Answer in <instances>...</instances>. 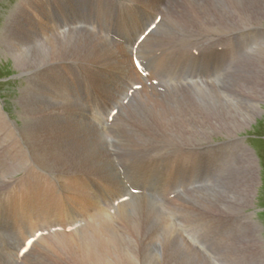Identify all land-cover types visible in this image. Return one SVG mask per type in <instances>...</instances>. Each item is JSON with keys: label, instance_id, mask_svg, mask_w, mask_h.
Returning <instances> with one entry per match:
<instances>
[{"label": "rangeland", "instance_id": "374dc122", "mask_svg": "<svg viewBox=\"0 0 264 264\" xmlns=\"http://www.w3.org/2000/svg\"><path fill=\"white\" fill-rule=\"evenodd\" d=\"M19 1L0 0V106L21 129L19 131L29 126V121L34 116L39 118L42 128L50 136L52 132L69 123L68 131L57 141L73 139L80 144L84 159L102 175L101 179L91 177L93 182L90 190L96 194L105 192L106 187L114 192L123 186L126 188L119 180L117 170L122 166L124 169L129 168L130 164H136L138 169L150 166L159 170L161 179L166 178L168 181L171 179V170L177 169V172L186 175L185 179L182 178L184 180L177 183L178 188L173 192L156 191L150 194L151 199L141 197L136 191L122 189L117 194L121 195L120 199L123 198L124 213L118 216V210L110 208L102 222L114 226V222L122 219L125 221L123 224L130 228L132 219L127 217L129 212L138 215L142 211L141 215L145 218L148 214L154 222V240H159L162 248L168 251L167 255H172V260L164 264H264V33L257 29L246 30L264 26V8H257L252 14H233L236 21L233 27L225 19V14L220 15L217 10L204 8V5L208 6L213 2L227 7L229 0H200L203 5L194 7L195 11L191 10V13L199 15L203 20L187 23V29L174 27L171 15H164L159 29H153V33L145 37V45L140 46L141 51L164 46L169 49L200 52L212 57L215 65L200 73L185 76L186 79L179 80L183 81L179 83L172 76L166 77L168 73L163 65L150 62L154 61L151 54L139 52L137 54L149 67V80H160L170 83V86H166L164 92L135 90L129 98L127 89L134 82L142 81L132 68L129 49L127 48V57L122 52L123 55L115 60L118 62L116 67L95 65L97 74L95 78H91L80 69L79 64L82 61L75 60L80 42L73 40L90 34V30L96 29L95 27L99 28V31L96 30L102 35L106 28L105 31L116 39L133 38L147 21L138 15L144 14L148 19L149 10L132 3L135 0H34L32 11H23L16 18L13 9ZM259 1L264 7V0ZM87 4L88 9L85 8ZM130 4H136L134 11L130 10L131 6L127 10L131 14L113 10ZM107 8L120 13L133 30L124 29L126 22H113ZM174 9L172 7L171 12ZM186 17L183 15L181 19ZM44 29L51 33L43 32ZM55 33L68 34L62 43L74 45L72 59L64 64L59 76H49L43 82L40 77L43 69L36 71L44 67L43 64L32 65L28 53L35 46H39L36 44L48 41ZM104 36L109 37L106 34ZM26 37L29 43L24 39ZM253 39V48L248 47V42ZM17 53L22 55L19 63L14 59ZM39 56V60L35 61H44ZM125 59L132 70V76L121 73ZM140 70H144L143 67ZM85 78H88L92 89L84 91ZM204 82L209 88L200 94L203 101H195L194 95L180 92L194 85L196 89ZM43 83L46 84L44 88ZM90 90L93 96L89 93ZM145 94H158L159 97L157 101L149 103L143 101ZM160 96L174 97L162 100ZM143 102H146L145 106ZM205 104L226 107L230 113H218L214 108L208 112ZM59 105H66L68 108V113L62 118L58 117L56 111ZM256 107L258 109L255 112ZM250 115L252 118L245 122ZM140 118L145 120L150 130L140 125ZM194 123L201 130L217 123L235 125V128H224L223 131L209 129L201 133ZM9 124L10 120L1 114L0 221H4V225L0 224L1 230L10 225L11 218L15 215L24 216L25 213L26 217L29 213L34 214L31 215L32 219L36 217L46 220L53 209L62 203L67 191L65 187L71 184H88L87 180L70 182L65 178H53V173L58 172L57 163L42 155H36L35 152L32 154L29 131L21 134L16 130L11 132L6 127ZM187 125L189 128L181 130ZM155 129L162 135L160 149H156L152 141L155 137L152 131ZM190 130L197 134H188ZM163 134H170L169 138ZM236 137L239 140L234 139ZM17 145L19 146L16 147ZM160 156L165 159L160 164L148 165L146 161H142ZM125 172L133 179L129 170L126 169ZM114 173L120 186L114 183V187L108 186L112 184L110 178ZM89 205L87 203L84 206ZM75 206L71 219L79 211L78 203ZM78 221L81 224L74 227L73 224ZM78 221L67 224V227L74 228V233L82 232L83 226L87 224V219L80 217ZM15 225L19 229L26 227L24 224ZM42 227H55L58 230L60 226L47 222ZM4 234L7 233H0V264H26L22 258L32 259L34 263L39 260L38 255L32 251L41 237L47 234L33 240L30 249L22 258L18 238ZM124 239L127 241V234Z\"/></svg>", "mask_w": 264, "mask_h": 264}, {"label": "bare ground", "instance_id": "6f19581e", "mask_svg": "<svg viewBox=\"0 0 264 264\" xmlns=\"http://www.w3.org/2000/svg\"><path fill=\"white\" fill-rule=\"evenodd\" d=\"M33 1L34 0H20L13 9V15L17 18L19 17V15L22 14L23 11H26V12H28L29 10L32 11L31 7H32ZM132 3H136L139 6L149 10L148 19H146V16L144 14L138 15L147 21L142 28L140 27V29H138L137 34H135L133 38L127 39V38L121 37L119 39H116L112 34L106 32L105 31L106 28H105L103 34L108 35L109 36L108 37L109 39H108L106 36L98 33L99 28L95 27L98 31L96 29H91L90 34H86L81 38L73 40V41L80 42L78 51L76 53L75 60H77L78 62L82 61V63L79 64V67L83 72L88 74L91 78H95L97 74L94 70L95 65L105 64V65L116 67L118 65V62L115 60H117L119 56H122L123 53H124V56L127 57V48H128L129 49L128 56L130 55V62H131L132 68L135 70L136 74L140 77V79H142V81L140 82L138 81L134 82L135 84H132L130 88L127 89L126 94L130 98L132 96V93L135 90L143 89L146 92H150L151 90H155L157 92H164L165 87L170 86V83H163L160 80H153L152 78L151 80H149V78L151 77L149 67L145 64L144 59L141 56H139V54H137L139 52L144 53V54H151L152 56L151 59L153 58L154 61L151 60L150 62L163 65L167 69L168 74L166 75V77L171 78L172 76L175 79H178V81L186 79L185 76L197 74V73L204 71L205 69L213 68V66L215 65L213 58L205 53L194 52V51L188 52V51H183L179 49H169L164 46L158 49H154V50L152 49H147L146 51L140 50V46L145 45V41H146L145 37L151 35L153 33L152 32L153 29L155 28L159 29V25L162 23L161 20L162 18L164 19V15H171L170 19L174 27H182L186 29H187V23L202 21L203 20L202 17H200L197 14L191 13V10L195 11L193 10L194 7H199L203 5L202 3H200V0H196V1H191V0H135ZM131 4L128 6H122V8L120 9L114 8L113 10H116L120 13L131 14L127 11L130 8ZM136 4H133L131 6L130 8L131 11L135 10ZM162 6L164 7V9ZM172 7L175 9L171 12ZM85 8L88 9L89 5L88 4L85 5ZM204 8H211V9L217 10V12L220 15L225 14V19H227L230 27H233L236 24V21L233 18V14L235 13L252 14V12L256 10L257 8H264V7L262 6L259 0H229L227 7H221L213 2L208 6L204 5ZM113 10L111 9L106 10L108 15L111 17L112 21L115 23H121V24H124L126 22L127 25H124V29L127 31L128 29L133 30V27L129 24L128 20L125 19L122 15H120V13L115 12ZM262 11L264 13V10ZM183 15L187 16L186 19H181ZM136 23L138 26H141L137 21ZM251 29L253 30L257 29L259 32L264 33V26L257 27V28H247L246 30L249 31ZM43 32L51 33L50 31H47L46 29H44ZM43 32L42 34L44 35ZM38 33H41V31ZM225 34H227L226 31H225ZM67 35L68 34L55 33L52 36V38H48V41H44V43L36 44L39 46L38 47L35 46L36 48L34 47L28 53L29 55L28 57L30 58L32 65L39 66L43 64L44 67L36 69V71L43 69L41 73L42 75L40 76L43 78V82L44 81L46 82V79L49 76H54V77L59 76V74L63 71L62 67L64 66V64H67L72 59L74 45L72 43H65V44L62 43L63 40L66 39ZM24 39L29 43L28 41L29 39L27 37ZM112 40L115 41L116 43H114ZM166 42H168V39H166ZM30 43H32V40ZM254 43H255V39H253L252 42H248V45H249L248 47L253 48ZM14 47L13 48L11 47V48L14 49ZM262 49L264 51V45H262ZM150 50L152 51L149 52ZM39 55H41L44 58V61L42 62L35 61L36 59L40 57ZM21 56L22 55L18 53L14 55V59L16 60L17 63L20 62ZM26 61L27 60H25V62ZM142 67L144 70H140ZM171 68L173 70H171ZM120 70L122 74H128L129 76H132V70L126 59H125L124 65H122ZM83 82H85L84 91L89 88L92 89V85L89 82L88 78H85ZM182 82L183 81H179V83H182ZM263 83H264V80H263ZM45 85L46 84L43 83L42 87L44 88ZM195 86L196 85H194L192 88L183 89L180 92L189 93L192 96L194 95L195 101H198V100L203 101L202 100L203 97L200 94L205 93L204 90L208 89L209 86L205 82L202 84V86L197 87L196 89H195ZM58 89H60V87ZM89 93H92V91L90 90ZM93 95L94 94L92 93V96ZM158 97H159L158 94L156 95L145 94V96L143 97V101L152 103V102L157 101ZM172 97L160 96L162 100L172 98ZM92 98H89V99H92ZM146 102H143L144 106L146 105ZM189 102H191V100H189ZM111 107L112 105L108 108L110 109ZM205 107H207L208 112L212 108H214L215 111L218 113L222 111L230 113L228 108L224 107L226 109L225 110L220 105L212 104V105L207 106L205 104ZM200 109H202V106L200 107ZM257 109L258 108L256 107L255 112L257 111ZM56 111H57L58 117L62 118L63 115H66L68 113V108L66 107V105H59ZM108 111L106 112L105 115H107ZM21 112H23V110ZM1 114H3L7 119L10 120V124L6 126L8 128L7 130L10 129L11 132L12 130H16L17 133H20V134L23 131L25 132L29 131V134L31 135L30 145L32 146V149H31L32 154H34L35 152L36 155H40V156L42 155L47 160H52L57 163L58 172L53 173L54 174L52 176L53 178L57 177L55 178L56 180H58V178L59 179L65 178L69 180L70 182H73L74 180H78L81 182L82 180H87V183H88L87 185H85V183H83L82 185L79 183H78L79 185L71 184L68 187H65L67 191L64 193V197L62 198V203L60 204V206H57V207L55 206L56 208L53 209V211L50 213V217L47 218L46 220H39V219H36V217L32 219L31 215H34V214H29V213H27L25 217V213L23 212L24 216L18 215L16 217L15 215L16 218L15 217L11 218L12 221L10 225L9 224L7 225L6 229H3V230L0 229L1 235L2 233H7L4 235L13 236V237L18 238V241H19L18 248L21 254L20 255L21 258L23 254L27 250L30 249L31 244H28L29 240L33 241L40 235H45L53 231L50 234L42 236L41 239L35 245L34 250L32 251L33 254L38 255L39 260H37L34 263L32 259L28 260L26 258H22V260L26 264H164L165 262L172 260L171 258L172 255H167L168 251L166 252L165 248L164 247L162 248L161 243H159V240L158 241L154 240V237L152 235L154 222L150 220V217L148 214H147V218H145L144 215H141L142 211L138 213V215L137 213L133 214L132 212H129L127 214V217L129 219H132L129 223L130 228L127 227L125 223L123 224V222L125 221L122 219H120V221L114 222L115 224V225L113 224L114 226H110L108 224H104L102 222V218H105V215L108 213V210L110 208L111 209L116 208V210H118L116 213L118 214V216L124 213V209L122 210L123 198L120 199L121 195L117 194L121 192L122 189L136 191L137 193L142 195L141 197L148 199L150 198V194L152 195L156 191L168 190L169 192L170 191L173 192V190L178 188L176 186L177 183L185 179L186 177L185 173L180 174V172L176 171L177 169L171 170V173L169 174V176H171L170 177L171 179L168 181L166 178L161 179V176L159 175L160 174L159 170L158 172L157 170H154L150 166H146V167L138 169L137 168L138 166L136 164H133V165L130 164L128 165L129 168L124 169V167L122 166L120 170L119 169L117 170L118 171L117 176L119 180L126 186V188L123 186L122 188L119 189V191L114 192L112 189L104 186L107 188V190H105L107 194L104 191L103 192L100 191L101 194H96L93 192V190H90L91 184L93 182L91 177L101 179L102 175L94 168L95 166L90 165L84 159V154L80 151L81 150L79 147L80 144L74 141L73 139H71L70 141H65V142L57 141L60 137H62L68 131V128L70 126L69 123H66L60 129L52 132L50 136V133H47L42 128V123L40 122L37 116H34L32 118L30 117L31 119L29 121V126H27L23 131H19L21 129H19L16 126V123L12 121L10 117L7 116L6 113H4L2 106H0V115ZM88 114L91 115V113H88ZM252 115H250V117L245 122L250 120L252 118ZM139 120H140V125L144 129L150 130L143 118H140ZM210 121L211 119L207 121V124L210 123ZM104 123H106V119ZM238 123L239 125H241V122H238ZM194 125L198 128V132H201V133L203 132V130L208 131L209 129L223 131L224 128H226L227 130L232 129V127L235 128V125L233 126H230L227 124L220 125L217 123V125H211V127L208 126L201 130L199 125H197L196 123H194ZM187 128H189L188 125L184 126L181 130H185ZM152 132H153V135H155V137L152 140L153 143L155 144L154 146L156 149H160L159 146H161V143H162L161 132L158 129H155ZM201 133H198V135H201ZM188 134L195 136L197 133H192L190 130ZM163 135L169 138L170 134H163ZM238 138L236 137L234 139H238ZM33 144H34V148H33ZM18 146L19 145H17L16 147ZM205 147H203V149H205ZM250 154L248 153L249 157H252ZM142 161H146L147 162L146 164L148 165L150 164L154 165L158 163L160 164V162L165 161V159L160 156L155 159H146V160L142 159ZM178 168H182V167H178ZM126 169L129 170L133 179H131V177H128L126 175V172H125ZM117 176H116V173H114V176L110 178V181L112 182V184H108V186H113V187L115 185L120 186ZM180 178L181 180L179 181ZM151 201L153 202L154 200L152 199ZM203 202H205V199ZM75 203H78L79 211L75 212L74 218L71 219L73 216L72 212L75 210V207H76ZM87 203L90 204L89 207L84 206ZM38 214L40 213L38 212ZM80 217L82 219H87L86 221L87 224L83 226L82 232L74 233L72 231V229L74 228L67 227L68 226L67 224L78 221ZM47 222L54 223L56 225H59L60 227H58L59 228L58 230H55V227L43 228L42 227L43 223H47ZM1 223L2 225H4V221H0V224ZM17 223L19 225L21 224L26 225L25 229L17 228L15 225ZM79 224H81V221L74 223L73 226L76 227ZM116 225L119 228H117ZM75 229L78 230L79 227ZM31 230L33 231L31 232ZM66 230H70V231H66ZM125 234H127V241L124 239ZM26 244L27 246H25Z\"/></svg>", "mask_w": 264, "mask_h": 264}, {"label": "snow or ice", "instance_id": "6c2138e0", "mask_svg": "<svg viewBox=\"0 0 264 264\" xmlns=\"http://www.w3.org/2000/svg\"><path fill=\"white\" fill-rule=\"evenodd\" d=\"M31 243H32V241H31V240H29V241H28V244H31Z\"/></svg>", "mask_w": 264, "mask_h": 264}]
</instances>
